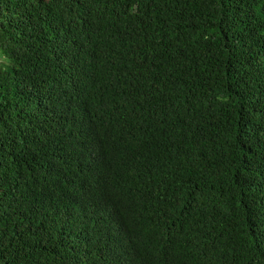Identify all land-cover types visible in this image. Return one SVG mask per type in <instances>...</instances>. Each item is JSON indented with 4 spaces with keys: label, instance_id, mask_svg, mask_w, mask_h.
<instances>
[{
    "label": "trees",
    "instance_id": "trees-1",
    "mask_svg": "<svg viewBox=\"0 0 264 264\" xmlns=\"http://www.w3.org/2000/svg\"><path fill=\"white\" fill-rule=\"evenodd\" d=\"M0 264H264V0H0Z\"/></svg>",
    "mask_w": 264,
    "mask_h": 264
}]
</instances>
